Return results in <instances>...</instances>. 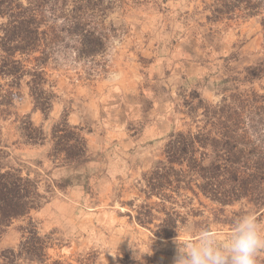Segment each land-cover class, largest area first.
Listing matches in <instances>:
<instances>
[{
  "label": "rangeland",
  "instance_id": "374dc122",
  "mask_svg": "<svg viewBox=\"0 0 264 264\" xmlns=\"http://www.w3.org/2000/svg\"><path fill=\"white\" fill-rule=\"evenodd\" d=\"M147 1L134 6L130 0L124 11L107 18L105 26L113 31L104 56L97 58L100 74L76 80L78 65L65 75L63 67L48 71L56 99L45 116L33 110L25 89L15 97L11 115L0 108V139L12 157L32 169L31 162L50 147L16 148L14 114L29 115L47 135L64 115L69 125L83 130L89 162L53 169L42 160L36 173L44 198L29 215L40 235L54 239L51 255L64 264L84 257L96 264H174L178 247L197 239V229L209 225L222 244L240 216L252 214L264 228V210L246 201L221 206L201 195L191 205L198 216H190L175 238L157 239L129 221L127 203L137 196L136 180L159 155L167 135L190 124L181 112L196 105L197 95L217 104L222 80L236 73L243 77V69L262 58L263 47L260 16L214 22V0ZM251 87L264 94V80ZM66 179L72 185L58 189ZM23 225L14 221L7 228L0 251L17 247Z\"/></svg>",
  "mask_w": 264,
  "mask_h": 264
},
{
  "label": "trees",
  "instance_id": "16d2710c",
  "mask_svg": "<svg viewBox=\"0 0 264 264\" xmlns=\"http://www.w3.org/2000/svg\"><path fill=\"white\" fill-rule=\"evenodd\" d=\"M129 1L0 0V80H6L0 83L1 112L11 115L15 97L25 89L33 110L45 116L56 99L48 71L63 67L65 75L69 66L78 65L76 80L100 74L97 58L104 56L113 31L105 26L107 18L117 9L124 11ZM143 2L148 1L131 0L134 6ZM212 7L210 21L260 16L264 32V0H214ZM242 74L222 80L217 90L221 99L215 105L197 95L196 105L181 112L190 124L167 135L159 155L136 180L137 196L127 203L126 215L153 237H177L188 218L198 216L191 205L200 195L221 206L246 201L258 212L264 210V94L251 87L264 80V33L262 58ZM14 116L19 122L16 148H50L31 162L32 169L12 157L0 139V239L14 221L24 223L18 227L17 247L0 251V264H64L51 255L54 239L40 235L29 217L44 198L36 170L42 168V160L53 169L89 162L87 141L82 128L69 125L65 115L48 135L29 115ZM71 185L66 179L56 186ZM203 229L209 230V225ZM76 263L96 261L84 257ZM257 264H264V250L257 254Z\"/></svg>",
  "mask_w": 264,
  "mask_h": 264
},
{
  "label": "clouds",
  "instance_id": "9594fccd",
  "mask_svg": "<svg viewBox=\"0 0 264 264\" xmlns=\"http://www.w3.org/2000/svg\"><path fill=\"white\" fill-rule=\"evenodd\" d=\"M264 250V228L252 214L238 217L231 236L222 244L214 233L202 229L198 238L177 249L174 264H257V254Z\"/></svg>",
  "mask_w": 264,
  "mask_h": 264
}]
</instances>
